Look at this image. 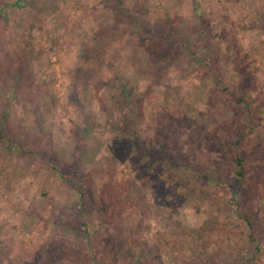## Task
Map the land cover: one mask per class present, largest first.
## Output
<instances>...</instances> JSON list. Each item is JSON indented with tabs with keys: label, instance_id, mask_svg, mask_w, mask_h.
Wrapping results in <instances>:
<instances>
[{
	"label": "rangeland",
	"instance_id": "374dc122",
	"mask_svg": "<svg viewBox=\"0 0 264 264\" xmlns=\"http://www.w3.org/2000/svg\"><path fill=\"white\" fill-rule=\"evenodd\" d=\"M0 90V264L264 263V0H0Z\"/></svg>",
	"mask_w": 264,
	"mask_h": 264
},
{
	"label": "crops",
	"instance_id": "0c3cea01",
	"mask_svg": "<svg viewBox=\"0 0 264 264\" xmlns=\"http://www.w3.org/2000/svg\"><path fill=\"white\" fill-rule=\"evenodd\" d=\"M17 70H18V73L16 75H17V77H19V73H20L21 69L18 68ZM5 79L6 78H4V80ZM0 96L2 97V100L4 101L5 104L10 102V97H11L10 92H5L4 90L3 91L0 90ZM9 119L11 120V115L6 113L5 111L0 114V140L3 141L2 143H0V163H2L1 165H3V163H5L6 160H8V162H9L7 165H9L11 162L10 161V155H11L10 151H11V147H12L11 146L12 142H11V138L9 136V132H10V128H9L10 127V124H9L10 120ZM14 124H16V121H14Z\"/></svg>",
	"mask_w": 264,
	"mask_h": 264
},
{
	"label": "trees",
	"instance_id": "16d2710c",
	"mask_svg": "<svg viewBox=\"0 0 264 264\" xmlns=\"http://www.w3.org/2000/svg\"><path fill=\"white\" fill-rule=\"evenodd\" d=\"M180 114H178V115H176V117H178ZM241 137H242V135H237L235 138H234V140H233V143L234 144H236V143H238L239 142V140L241 139ZM219 145H222V143H219ZM232 160L235 162V164L241 169V161H242V158L241 157H239V156H236V157H233L232 158ZM237 174L238 175H241V171L240 170H238L237 171ZM79 188H78V191H79V193H81L82 192V188H81V186H78ZM263 215H264V209H263ZM242 218H243V220H244V222H245V224H246V226L249 228V233H248V237H251V231L253 230V229H258V228H260V226H259V224H258V221L255 219V217L252 215V214H249V213H246V214H244L243 216H242ZM261 234H262V245L264 246V227L263 228H261ZM130 240L132 241V242H137V240H135V236H134V234H131L130 235ZM138 245H141V244H139L138 243ZM262 264H264V263H262Z\"/></svg>",
	"mask_w": 264,
	"mask_h": 264
}]
</instances>
